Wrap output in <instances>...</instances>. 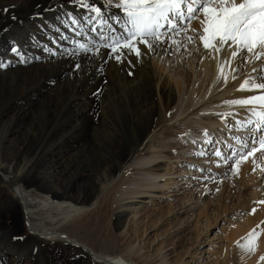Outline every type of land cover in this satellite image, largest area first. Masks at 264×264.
Segmentation results:
<instances>
[{
	"label": "bare ground",
	"instance_id": "6f19581e",
	"mask_svg": "<svg viewBox=\"0 0 264 264\" xmlns=\"http://www.w3.org/2000/svg\"><path fill=\"white\" fill-rule=\"evenodd\" d=\"M109 1L0 0V128L9 124L0 137V217L18 206L22 241L75 247L85 264H133L59 229L90 213L110 215L116 197L147 198L167 175H176L169 179L177 192L194 186L195 166L206 173L205 188L177 211L188 214L184 229H194L190 263L228 264L237 253L242 264H264V8L247 7L248 0H165L146 14L132 1L138 12L126 10V0ZM194 3L202 9L184 32L163 27L181 25V11ZM182 44L192 50L180 52ZM162 55L179 64L183 57L184 75L180 66L165 74ZM27 124L34 143H9ZM168 148L180 164L171 173ZM222 175L237 184L229 204L242 207L227 217L220 198L202 202ZM55 179L66 181L62 193ZM43 215L50 227L39 229L31 218ZM115 222L122 226L123 216ZM0 264L41 263L6 225Z\"/></svg>",
	"mask_w": 264,
	"mask_h": 264
},
{
	"label": "rangeland",
	"instance_id": "374dc122",
	"mask_svg": "<svg viewBox=\"0 0 264 264\" xmlns=\"http://www.w3.org/2000/svg\"><path fill=\"white\" fill-rule=\"evenodd\" d=\"M115 1L116 0L114 1L110 0L108 2V4L110 3L112 5L111 6L109 4L110 7L115 6ZM131 1L134 3L133 5L134 9H138L139 12H146V14L151 13L154 6H155L154 8L155 10L162 8L164 4L163 2H165V0L164 1L163 0H159V1L158 0H154V1L153 0H137V1L126 0L122 6L127 7L126 10L130 9V11H133L134 9L132 5L130 6ZM213 1L218 2L216 3V5L224 2L223 0H212V3ZM199 9L200 10L202 9L201 3H194L193 10L189 11L184 8L181 11V12H184L183 15L185 18L183 19L181 25H179L180 23L179 24L176 23L173 25L168 21V23L167 22L164 23L165 25L163 27H168L173 32L175 31L174 32L175 34L176 33L180 34L181 32L185 31L184 28H186L188 25V24H185L184 22L190 23L198 19V16L200 13ZM138 10H134V11L138 12ZM186 11L188 12L186 13ZM185 13L188 14V16L185 15ZM170 17L172 19V15ZM162 25H163L162 23L159 25V30L161 29V31L163 32V29H166V28L162 29L161 28ZM183 49L184 51L192 50V49H189L184 44H182L180 48V52ZM159 59H160L159 62H161L162 65L165 62L164 63L165 74H168V75L172 74V72L175 71V68L180 66V70H182L183 75H184L185 69H184V62H183L184 58L183 57L181 58V62H182L181 64H179L177 57L176 58L173 57L171 60H168L166 56L162 55ZM245 62L246 61L244 60L243 63ZM160 71L162 72V70ZM93 114L94 116L98 115V107L96 104L93 106ZM29 124L21 128V132H20L21 134L18 137H15V136L9 137L8 139L9 143L21 144V147L23 148L30 147L32 143H34L35 139H33L34 137L31 136V134H28L27 128L29 127L28 126ZM8 125H9L8 122L3 123L2 127L0 128V137L3 136V129L6 130ZM22 129L25 131H23ZM165 137H167L169 143L170 141H172V134L168 133ZM158 144L159 143H157L155 146L157 147V149L161 147ZM216 148H214V150H217ZM168 149L166 150L164 155H166L167 157L171 159L165 160L166 161L165 166H168L169 173H171L173 170H174L173 172H175V170H180V167H177L180 164L176 162V159L174 162V159H172L174 157V152L172 151L171 148H168ZM213 154H215V152L212 153V155ZM211 157L213 156H210V158ZM192 168L193 170H191L189 174H192V172L196 173V175H193V180H192L195 184L194 186L192 183H190L188 188L186 187V189H183L177 192L178 189L174 188L175 186L172 185V181L174 179H171V180L169 179V177L173 178V176L176 177V175L175 174L167 175L163 177L161 181L159 182L160 184L165 185L164 188L162 189L161 187L160 188L161 190L152 192V194H148L147 198L145 195L143 196L137 195L131 199L123 201V199H125L124 196L121 198L111 197L114 199L112 200L110 198L113 201V205H112L113 207L111 208V211L109 210L110 215L107 214L106 216L105 214L103 216L98 217L97 215L95 216V214L90 213V214H87V216L85 215L78 219H75L73 222H71L68 225L62 226L59 229V231L68 234L72 238H75L80 243L85 244L86 246H88L89 248H91L97 254L101 256L121 257L122 260H125L128 263H133V264H182L183 260L189 261L190 259L188 257L189 256L191 257L192 253L194 252L193 248L195 247L194 243L196 242V239L194 238L195 237L194 229H192L191 227L189 228L188 226L187 228L184 229L185 224L183 223L186 220V217L188 216V214H183V213L178 214L177 212L179 209L178 204L183 202L186 197L187 198L191 197L192 198L191 202L197 201V196L199 195V192H201L205 188L203 184L204 182L202 179L204 178L206 174L205 171L202 169H198L195 166H192ZM45 170L46 169L39 170V173L41 174V176L39 175V178L43 177ZM222 176L217 177L216 183L213 185V188L210 190L211 193L209 192V194H206V195L203 194L202 202L208 204L210 203L211 200L215 201L217 198H220L221 199L220 204L222 206L224 207L230 206L231 208V209L230 208L228 209L229 211H227L226 214L222 215L224 217H227L233 214L234 212H237L242 207L236 208L234 205L229 204L231 203V201L234 200L235 196H237V188H236L237 184L234 183L232 185H227L228 182L225 181L226 177L224 176L222 177ZM40 180L41 179L39 180L37 179L36 181L39 182ZM55 180H56L55 183H58L59 186H56L54 190L62 193L63 191L61 190V188L64 186L65 184L64 182L66 181L64 180L59 181L57 179ZM214 181L215 180H213L212 182ZM77 193H79L78 189L73 190V192H71V194L75 197H77ZM214 193H216V195H214ZM221 193L225 198H222L223 196L221 195ZM117 214H121L124 220V224L119 227H116V222H115V216ZM9 215H11V217L8 219L3 218V216L1 215L0 228L6 227V225L10 226L14 231V236L17 238L18 247H20L21 250L24 252L35 255L36 260L39 261L41 264H47L51 260H54L59 263L64 262L66 264H85V259H86L85 254L79 251L75 247L66 246V245L63 246L62 244H56L53 246L43 244V246H46V247L39 248L40 244L42 243H35L31 240L22 241L21 238H24L23 235L25 234V229H24V223L22 220L21 212L18 206L11 209V211L9 212ZM46 219L47 217L43 215L42 217H33L31 218V221L33 224H35L36 227L39 226L38 227L39 229H44L46 227H50L49 225L50 222L48 219L47 220ZM213 226H215V224ZM212 231L216 232L217 230L215 231V229H213ZM260 236L262 237V235ZM4 238L5 236L2 237V239ZM256 239L259 241L263 240V239H260V237H257ZM252 241L254 242L256 240L253 239ZM222 249H223L222 253L226 252V243L223 244ZM235 257H239V254L237 255L236 253V256L234 257L229 256V258L228 256H226V258H228L226 263L242 264L239 260H237V258L235 259ZM191 262L193 263H190L189 261L185 264H198V262H196V259L192 260Z\"/></svg>",
	"mask_w": 264,
	"mask_h": 264
}]
</instances>
